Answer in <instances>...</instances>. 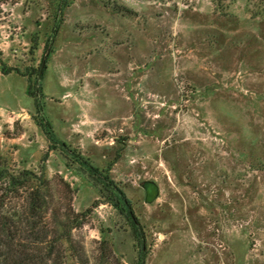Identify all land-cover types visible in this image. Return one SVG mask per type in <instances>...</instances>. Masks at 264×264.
I'll list each match as a JSON object with an SVG mask.
<instances>
[{
	"label": "rangeland",
	"instance_id": "obj_1",
	"mask_svg": "<svg viewBox=\"0 0 264 264\" xmlns=\"http://www.w3.org/2000/svg\"><path fill=\"white\" fill-rule=\"evenodd\" d=\"M214 1L0 0V169L44 167L62 264H264V0Z\"/></svg>",
	"mask_w": 264,
	"mask_h": 264
},
{
	"label": "trees",
	"instance_id": "obj_2",
	"mask_svg": "<svg viewBox=\"0 0 264 264\" xmlns=\"http://www.w3.org/2000/svg\"><path fill=\"white\" fill-rule=\"evenodd\" d=\"M212 3H215V1L212 0ZM215 8L222 12L219 9V5H215ZM248 13L251 19L260 18L264 21V9L261 6H258L256 11L249 9ZM41 71V69L37 71V79H39ZM7 72L10 71L2 70V73ZM28 80V93L34 97L36 94L33 92V87L36 81H31L29 77ZM81 161L84 167L89 169V176L95 182H98V178L94 176L100 175L103 178L102 181L100 180L101 187L99 189L102 198L97 200V204H109L123 215V204L128 207L129 201L114 182L109 180L107 175L109 169L100 171L92 166L88 160ZM43 168L41 165L39 176L27 170L22 171L18 176H14L9 174L5 169H0V182L7 181L6 194L13 191L18 192L20 189L25 188H29L28 190L30 191L27 207L23 211L10 213L4 209L3 204H0V264H62L61 252H55V243L58 240L68 241L69 238L66 235H62L61 237L56 236L57 238L55 237L54 240H58L46 242L42 236H39L34 231L36 225L35 218L41 215V211L47 205L46 196L42 193L46 185L43 177ZM81 170L84 171L83 169ZM93 184L95 185L94 182ZM143 189L148 202L153 201L157 197V185L154 182H144ZM128 213L132 219V223L136 224L132 214ZM71 221L74 224L69 225L68 222L63 224L62 229L64 230L62 232H68L81 223L78 216H73ZM138 237L136 236L137 239Z\"/></svg>",
	"mask_w": 264,
	"mask_h": 264
},
{
	"label": "crops",
	"instance_id": "obj_3",
	"mask_svg": "<svg viewBox=\"0 0 264 264\" xmlns=\"http://www.w3.org/2000/svg\"><path fill=\"white\" fill-rule=\"evenodd\" d=\"M153 95V94H152ZM155 96V95H154Z\"/></svg>",
	"mask_w": 264,
	"mask_h": 264
}]
</instances>
